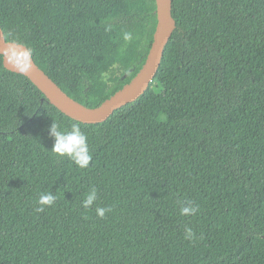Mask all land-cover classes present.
Here are the masks:
<instances>
[{
  "label": "trees",
  "instance_id": "16d2710c",
  "mask_svg": "<svg viewBox=\"0 0 264 264\" xmlns=\"http://www.w3.org/2000/svg\"><path fill=\"white\" fill-rule=\"evenodd\" d=\"M173 16L155 80L104 122L0 54V264H264V0H173ZM157 23L156 0H0L6 39L88 107L137 75ZM54 121L80 124L88 167L51 151ZM42 192L57 199L38 212Z\"/></svg>",
  "mask_w": 264,
  "mask_h": 264
},
{
  "label": "water",
  "instance_id": "95a60500",
  "mask_svg": "<svg viewBox=\"0 0 264 264\" xmlns=\"http://www.w3.org/2000/svg\"><path fill=\"white\" fill-rule=\"evenodd\" d=\"M158 23L148 56L137 75L122 89L97 107H88L68 95L34 60L31 54L29 68L21 71L15 64L12 52L29 49L25 44L6 39L0 25V54L7 69L27 76L66 115L84 123L106 121L117 109L137 100L155 80L160 69L165 49L177 23L173 16V0H156Z\"/></svg>",
  "mask_w": 264,
  "mask_h": 264
},
{
  "label": "clouds",
  "instance_id": "9594fccd",
  "mask_svg": "<svg viewBox=\"0 0 264 264\" xmlns=\"http://www.w3.org/2000/svg\"><path fill=\"white\" fill-rule=\"evenodd\" d=\"M130 34L125 35V40H130ZM32 49H27L17 53L15 50L12 52V57L15 58V64L21 71H26L30 64V56ZM49 134L55 138V143L52 147V152L59 157H67L72 160L79 168L88 167L92 155L89 150L87 135L82 131L79 123H73L71 129L68 131H61L60 126L54 121L51 125ZM97 190L95 187L87 193L82 201L85 209L91 208L93 203L97 200ZM57 199V196L52 192H42L38 198L39 207L36 209L38 212L44 211L45 207L52 206ZM199 206L192 200L182 203L180 207L181 215H195L198 212ZM111 207H96V214L103 218L107 212H111ZM192 229H186V238L192 236Z\"/></svg>",
  "mask_w": 264,
  "mask_h": 264
}]
</instances>
